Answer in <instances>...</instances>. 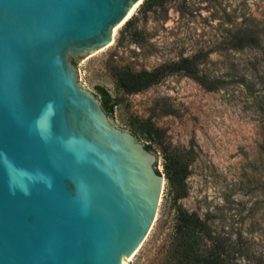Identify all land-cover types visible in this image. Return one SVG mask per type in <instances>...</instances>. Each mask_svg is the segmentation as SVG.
<instances>
[{
  "label": "water",
  "instance_id": "1",
  "mask_svg": "<svg viewBox=\"0 0 264 264\" xmlns=\"http://www.w3.org/2000/svg\"><path fill=\"white\" fill-rule=\"evenodd\" d=\"M137 2L0 0V264H123L145 239L157 154L77 75Z\"/></svg>",
  "mask_w": 264,
  "mask_h": 264
},
{
  "label": "rangeland",
  "instance_id": "2",
  "mask_svg": "<svg viewBox=\"0 0 264 264\" xmlns=\"http://www.w3.org/2000/svg\"><path fill=\"white\" fill-rule=\"evenodd\" d=\"M141 3L130 25L116 27L111 44L77 68L83 87L101 103L108 97L110 120L150 144L163 177L153 223L126 264L178 260L165 152L187 165L177 203L207 223L229 264H264V0H168L150 10ZM182 58L198 77L173 70L129 93L112 75L114 67L152 70ZM149 126L157 131H137Z\"/></svg>",
  "mask_w": 264,
  "mask_h": 264
},
{
  "label": "trees",
  "instance_id": "3",
  "mask_svg": "<svg viewBox=\"0 0 264 264\" xmlns=\"http://www.w3.org/2000/svg\"><path fill=\"white\" fill-rule=\"evenodd\" d=\"M167 1L143 0L141 8L150 10L155 6H162ZM130 23L131 18L126 20L125 26L130 25ZM188 63V58H182L171 64L159 65L152 70L140 71L114 67L112 69V75L118 88L132 93L158 81L169 71L178 70L184 71L187 74H193L194 71ZM193 75L197 76V74ZM102 106L106 112H112L113 105L108 103V97L103 98ZM137 131L141 135H145L144 133L150 134V132H156L157 128L155 126H149L147 129L138 127ZM145 147L150 148V144H145ZM262 151L264 153V141ZM163 157L164 173L173 191L174 205L177 212L175 231L178 234L179 240L176 245L179 256L176 264H229L228 258L226 260V256L218 251L217 244L213 241L212 231H210L207 223L197 213L189 212L177 203V200L186 195L185 178L188 171L187 165L183 163L178 155L165 152ZM209 239L210 242H208Z\"/></svg>",
  "mask_w": 264,
  "mask_h": 264
},
{
  "label": "bare ground",
  "instance_id": "4",
  "mask_svg": "<svg viewBox=\"0 0 264 264\" xmlns=\"http://www.w3.org/2000/svg\"><path fill=\"white\" fill-rule=\"evenodd\" d=\"M138 4H139V2H137V3H135V4L133 5V7L130 9L129 14H128L127 16L130 15V13L132 12V10H133ZM121 24H122V23H120L119 25H121ZM119 25H118V26H119ZM118 26H116V27H118ZM116 27H115V28H116ZM115 28H114V29H115ZM114 29H113V30H114ZM109 44H111V42H110ZM135 252H136V251H135ZM135 252H134V253H135ZM134 253H133V254H134ZM133 254H132L131 256H133ZM131 256H129L123 264H126V262L131 258Z\"/></svg>",
  "mask_w": 264,
  "mask_h": 264
}]
</instances>
